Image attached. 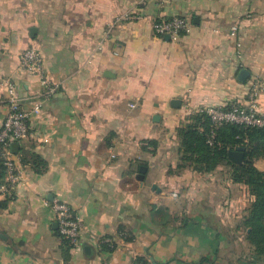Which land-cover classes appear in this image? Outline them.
<instances>
[{"label": "crops", "instance_id": "obj_1", "mask_svg": "<svg viewBox=\"0 0 264 264\" xmlns=\"http://www.w3.org/2000/svg\"><path fill=\"white\" fill-rule=\"evenodd\" d=\"M126 14L139 19L118 21ZM178 16L188 34H153ZM29 46L58 90L8 147L19 182L0 197V264H215L214 222L239 226L251 198L223 166L178 169L177 131L197 110L246 105L252 80L264 82V0H0V99L11 83L24 109L41 89L19 62ZM254 166L264 171V156ZM55 200L86 226L67 261Z\"/></svg>", "mask_w": 264, "mask_h": 264}, {"label": "built area", "instance_id": "obj_2", "mask_svg": "<svg viewBox=\"0 0 264 264\" xmlns=\"http://www.w3.org/2000/svg\"><path fill=\"white\" fill-rule=\"evenodd\" d=\"M155 1L161 3L163 0ZM137 19H139L138 15L126 14L119 17L118 21ZM191 27V21L181 16L156 20L152 23V31L156 37L168 38L171 41H177L182 35L188 34ZM228 35L237 39L238 27L232 25ZM235 49L236 56L241 57L239 41L236 42ZM19 62L24 70L37 78L41 89L37 94V99L28 109L21 107L15 87L11 83L6 84V95L0 99V108L3 105L6 106L5 114L0 119V197L10 195L19 182L16 163L20 157L14 158L8 148L9 144L25 139L29 135L30 124L42 113L44 101L53 97L58 90V85L46 75L42 57L33 46L21 51ZM262 93H264V82L254 79L250 83L246 105L232 103L229 106L209 107L195 111L194 113L200 112L207 115L211 122L207 143L212 145L216 130L225 125L264 128V113L262 114L258 110V97ZM133 107L134 105H130V108ZM52 211L59 238L70 249L77 247L81 234L86 230L83 221L72 215L71 209L66 203L58 200L53 201Z\"/></svg>", "mask_w": 264, "mask_h": 264}, {"label": "trees", "instance_id": "obj_3", "mask_svg": "<svg viewBox=\"0 0 264 264\" xmlns=\"http://www.w3.org/2000/svg\"><path fill=\"white\" fill-rule=\"evenodd\" d=\"M188 121L189 123L181 126L177 131L182 162L178 169L188 165L198 172L209 173L223 166L228 179L233 184L246 187L251 201L238 228L244 229V240L253 256L251 263L264 261V171L254 166L256 158L264 156V128L225 125L216 130L214 143L209 145L207 143L211 130L209 117L197 112L191 115ZM236 147H241L244 154L241 164H235L228 159L227 153ZM33 161L34 164L41 165V169L36 168V170L42 173L45 169L44 164L37 157ZM105 246L112 249L108 243ZM69 249L65 244L62 250L66 261L69 259ZM205 263L213 264L207 258L192 264ZM133 264H147V262L138 257Z\"/></svg>", "mask_w": 264, "mask_h": 264}, {"label": "rangeland", "instance_id": "obj_4", "mask_svg": "<svg viewBox=\"0 0 264 264\" xmlns=\"http://www.w3.org/2000/svg\"><path fill=\"white\" fill-rule=\"evenodd\" d=\"M219 237L218 250L214 255L215 264H252L253 256L244 240V229L238 228L235 222L215 223ZM256 264H264V261Z\"/></svg>", "mask_w": 264, "mask_h": 264}, {"label": "water", "instance_id": "obj_5", "mask_svg": "<svg viewBox=\"0 0 264 264\" xmlns=\"http://www.w3.org/2000/svg\"><path fill=\"white\" fill-rule=\"evenodd\" d=\"M246 75H247L246 71H241L240 74H239V79H243L244 77H246ZM177 103H178V101L171 102L172 105H175ZM13 145L15 147L18 146L17 143H14ZM227 155H228V159L230 161H232L233 163H235V164H241L242 161H243V158H244V154H243V151H242L241 147H236L234 150L229 151L227 153ZM144 172H145V168L144 167H140V169L138 171V177H137L139 180H141L143 178Z\"/></svg>", "mask_w": 264, "mask_h": 264}]
</instances>
